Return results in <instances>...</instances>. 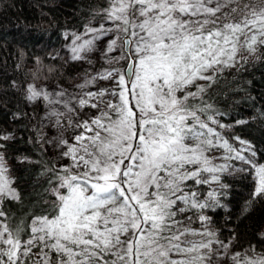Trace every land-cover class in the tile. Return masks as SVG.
Instances as JSON below:
<instances>
[{"label":"snow or ice","instance_id":"obj_1","mask_svg":"<svg viewBox=\"0 0 264 264\" xmlns=\"http://www.w3.org/2000/svg\"><path fill=\"white\" fill-rule=\"evenodd\" d=\"M100 44L108 66L78 92L26 88L27 100L46 102L41 124L59 131L44 143L67 163L35 161L38 207L14 215L22 196L0 152V264H264V247H235L210 227L205 210L223 193L200 186L234 168L215 153L248 165L235 170L253 173L254 197L264 196V164L248 141L234 137L237 148L219 134L197 83L211 87L247 62L243 52L264 49V0H104L70 34L71 59L90 62ZM85 108L95 115L81 118Z\"/></svg>","mask_w":264,"mask_h":264},{"label":"trees","instance_id":"obj_2","mask_svg":"<svg viewBox=\"0 0 264 264\" xmlns=\"http://www.w3.org/2000/svg\"><path fill=\"white\" fill-rule=\"evenodd\" d=\"M103 2L0 0V132L12 136L0 141L5 144L0 152L13 186L22 196L21 204H9L14 215L38 207L39 185L44 178L34 162L59 165L39 140L42 112L26 99L27 84L58 82L68 87L78 80L83 61L71 59L65 48V31L81 27L86 15ZM242 55L247 62L241 60L235 67L223 68L211 87L207 81L198 84L206 87L205 99L219 113L215 118L225 125L217 128L219 134L237 148L241 145L234 137L248 141L255 151L252 158L264 162V49L254 56L247 52ZM239 120L247 123H236ZM224 154L217 151L213 162ZM223 161L234 168L218 174L220 184L200 186L201 191L211 187L223 193L220 206L205 210L211 217L210 227L219 239L230 240L235 247H264L260 243L264 240V196H253L254 175L235 170L248 167L240 161Z\"/></svg>","mask_w":264,"mask_h":264},{"label":"rangeland","instance_id":"obj_3","mask_svg":"<svg viewBox=\"0 0 264 264\" xmlns=\"http://www.w3.org/2000/svg\"><path fill=\"white\" fill-rule=\"evenodd\" d=\"M79 29H81V27H79L76 30H79ZM76 30L65 31V34L66 33L69 34V38H66V41H65V48L67 50H69V51H70V34L73 31H76ZM102 47H103V44L98 45L97 51L89 54V56H90V62H89V60H82L83 61V66H82L83 67V70L80 73V76H79L78 80L73 85L67 87V86L61 85L58 82H50V83L48 82V83H40V84L29 82L27 84V86L30 85V84H36L37 86H43L48 91H52L53 89H56L57 87H59L60 89L65 90L68 93H76V92H78L79 89H77L76 86L83 81V78L85 77V74L86 73L88 75H95V73L97 71H100V70H102L103 67H107L108 66V65L105 64L104 60L102 58H100V57H102V53L99 51V49L102 48ZM198 82H201V81H197V83ZM108 84H109L108 81H99L98 80L96 82V87L103 88V87H107ZM29 102H30V104H36L37 105V108L38 109L39 108L41 109L42 117H44V115H45L44 108H45L46 102H43V101H40V100L35 101V102H32V101H29ZM89 115H95V110L90 109V108H85V109H82L81 110V118H87ZM56 131H59V130L58 129H52L50 125L43 126L41 124V120H40V123H39V133H38L39 140L41 141V143L49 151H51V154H52L53 159L58 164L67 163L66 160H62L60 158V155H59V153L61 151L60 149H57L54 144L44 143V141H47ZM72 135H73V130L71 128H69L66 131H64V137L65 138L71 137ZM220 151H223V150H220ZM222 156L223 155H221L220 157L217 158L218 160L215 162V164H224V161L221 158ZM252 159L254 161H256L254 158H252ZM256 162L257 163H260V164H264L263 161L262 162L256 161Z\"/></svg>","mask_w":264,"mask_h":264}]
</instances>
